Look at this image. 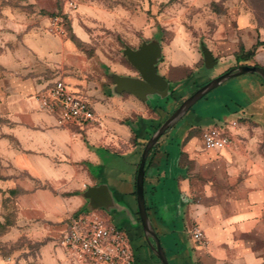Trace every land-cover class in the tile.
<instances>
[{
  "label": "crops",
  "instance_id": "obj_1",
  "mask_svg": "<svg viewBox=\"0 0 264 264\" xmlns=\"http://www.w3.org/2000/svg\"><path fill=\"white\" fill-rule=\"evenodd\" d=\"M4 14L9 20L0 21V161L5 166L0 189L16 193L15 236L38 248L0 257V264H73L60 241L72 216L94 208L129 234L134 229L149 246L138 212L137 173L146 143L175 111L177 98L154 95L163 101L155 105L150 98L143 102L119 93L110 75L140 78L135 68L94 62L37 22L17 20L16 11ZM161 47L164 54L162 42ZM199 70L175 85L190 82ZM158 71L172 89L174 82L159 65ZM60 77L91 104L100 124L61 127L55 115L39 108L35 95ZM257 79L244 87L245 104L232 112L237 118L201 128L203 134L216 124L238 121L229 147L205 150L202 135L189 134L175 153L169 131L148 157L146 205L170 264H264V164L241 143ZM194 224L203 229L206 244L193 240Z\"/></svg>",
  "mask_w": 264,
  "mask_h": 264
},
{
  "label": "rangeland",
  "instance_id": "obj_2",
  "mask_svg": "<svg viewBox=\"0 0 264 264\" xmlns=\"http://www.w3.org/2000/svg\"><path fill=\"white\" fill-rule=\"evenodd\" d=\"M10 11L17 12V20L37 22L49 34V19L63 16L67 35H51L69 41L84 57L110 66L123 64L131 68L124 56L126 47L136 49L143 41L160 40L164 54L159 66L174 82L171 84L177 99L170 101L176 99V108L203 83L233 68L264 67V46L255 49L250 60H242L257 40H264V0H0V21L8 22L4 12ZM202 46L210 49L218 61L216 66H204ZM175 63L177 68L173 67ZM197 69L199 72L190 82L175 85ZM256 78H260L253 83L256 90L249 94L254 106L248 109L242 123L241 143L248 154L259 156L264 164V80L254 73L229 79L199 100L170 130L169 148L176 153L185 135L200 138L201 128L226 117L237 118L232 112L239 109L237 104H245L243 89ZM259 84L263 90L258 89ZM157 99L152 96L150 102L163 104ZM4 173L5 166L0 161V180ZM14 198V193L0 189V257L5 260L17 251L38 248L13 232ZM130 237L137 255L135 264H161L134 229H130Z\"/></svg>",
  "mask_w": 264,
  "mask_h": 264
},
{
  "label": "built area",
  "instance_id": "obj_3",
  "mask_svg": "<svg viewBox=\"0 0 264 264\" xmlns=\"http://www.w3.org/2000/svg\"><path fill=\"white\" fill-rule=\"evenodd\" d=\"M49 32L57 36L67 35L63 16L56 15L49 19ZM34 99L42 111L57 117L61 127L100 124L91 104L64 80H57L37 93ZM237 126L238 121H232L208 128L202 134L204 149L221 151L229 147L233 140L231 129ZM192 237L197 244H206L205 233L198 224L192 227ZM60 244L73 264H134L136 260L128 231L115 227L99 210L72 216Z\"/></svg>",
  "mask_w": 264,
  "mask_h": 264
},
{
  "label": "water",
  "instance_id": "obj_4",
  "mask_svg": "<svg viewBox=\"0 0 264 264\" xmlns=\"http://www.w3.org/2000/svg\"><path fill=\"white\" fill-rule=\"evenodd\" d=\"M201 51L205 66L214 67L218 64V61L215 59L208 47L202 46ZM124 56L127 58L131 66L136 69L140 78L124 77L117 74H111L110 76L116 83L119 93L124 91L129 92L143 102H147L148 99L154 95L165 98L174 93V89H170L169 81L158 71L159 62L163 57L160 40L154 39L151 41H143L138 49L126 47L124 50ZM249 73L257 74L264 80V67L259 65H241L219 75L218 77L199 87L195 93L184 100L183 103L178 108H176L172 114H170V116L151 136L144 147L138 168L136 183L138 212L145 240L151 248L153 256H155L161 264H170V262L166 256L160 238L152 225L146 205L145 173L148 157L155 149L160 139L168 134V132L191 110V108L199 100L204 98L207 94L227 80ZM187 82H189V80L180 82L176 86L184 83L186 84ZM93 210H98V208L91 209L90 211ZM113 225L119 228L115 225V223H113Z\"/></svg>",
  "mask_w": 264,
  "mask_h": 264
},
{
  "label": "trees",
  "instance_id": "obj_5",
  "mask_svg": "<svg viewBox=\"0 0 264 264\" xmlns=\"http://www.w3.org/2000/svg\"><path fill=\"white\" fill-rule=\"evenodd\" d=\"M261 46H264V41H262V40H257V42H256V44L253 46V50H251V51H249V52H247L246 54V58L245 59H242L243 61H248V60H250L251 59V57H253L254 56V54H255V49H257V48H259V47H261ZM242 53H244V49H243V47H242ZM240 56L241 55H238V57L240 58ZM172 97L173 98H176L175 97V94H172ZM12 193H14V194H16L14 191H11ZM135 256H136V254H135Z\"/></svg>",
  "mask_w": 264,
  "mask_h": 264
}]
</instances>
